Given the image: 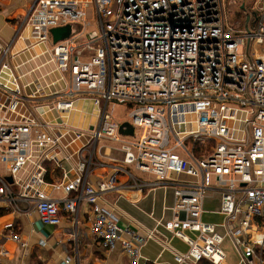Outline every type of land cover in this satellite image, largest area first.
<instances>
[{"label":"built area","instance_id":"2783aa9c","mask_svg":"<svg viewBox=\"0 0 264 264\" xmlns=\"http://www.w3.org/2000/svg\"><path fill=\"white\" fill-rule=\"evenodd\" d=\"M255 4L243 28L230 24L224 0H32L0 42V208L52 227L67 213L73 241L85 213L102 249L120 247L137 264L157 232L122 226L106 199L136 203L171 188V218L156 225L188 246L175 264H221L225 238L241 262L264 264V4ZM66 24L73 33L53 42L49 30ZM85 101L95 121L78 127L69 117ZM125 123L132 135L120 133ZM210 191L221 224L201 218ZM12 228L6 237L26 246Z\"/></svg>","mask_w":264,"mask_h":264},{"label":"crops","instance_id":"0c3cea01","mask_svg":"<svg viewBox=\"0 0 264 264\" xmlns=\"http://www.w3.org/2000/svg\"><path fill=\"white\" fill-rule=\"evenodd\" d=\"M31 1L0 0L1 43H6L13 36L17 23ZM20 45L21 43H18L15 49ZM28 54L32 55V52L26 55L20 54L15 58V64L21 63L28 57ZM88 107L90 104L87 101L76 104V109L69 117V122L78 127H86L89 123H93L95 118L86 115L89 111L86 109ZM100 154L105 158L120 156L117 149H100ZM166 189L168 191L165 192ZM169 189L147 190L136 203L116 194H110L106 199L107 204L114 206L115 214L122 226H129L138 233L150 230L157 232L156 238L146 241L140 248L137 264H175L174 253H184L187 250L188 246L182 240L173 237L164 227L156 225L157 220L171 218L169 207L172 205L173 192ZM219 206V193L217 191L207 192L203 200L202 220L221 224L223 216L218 212ZM8 212L0 208V249L7 252L6 255L0 254V264H61L65 256H72L75 253L79 258V264H130L128 257L120 247L106 251L98 245L89 233V223L85 213L79 217L77 237L73 241L69 230L71 221L67 213L63 214L60 225L51 226L50 230H47L46 225L39 222L35 213L15 215ZM10 225L13 226L12 230L26 243V246L21 247L17 242L6 237V229ZM220 232L223 233L221 228ZM234 250L238 255L237 264H244L235 248ZM221 264H236V262L228 260L225 254V259Z\"/></svg>","mask_w":264,"mask_h":264},{"label":"rangeland","instance_id":"374dc122","mask_svg":"<svg viewBox=\"0 0 264 264\" xmlns=\"http://www.w3.org/2000/svg\"><path fill=\"white\" fill-rule=\"evenodd\" d=\"M253 2H255L256 4L253 6L252 10L256 11V7L262 6L264 4V0H224V8L226 11V15L228 18V21L230 22V24L232 25L233 23L235 24L236 21H238V24L242 25V27L244 28V23H245V16H244V8L247 6V8L251 9ZM91 6L92 3H89V9L87 10L88 13V19H91ZM112 9L116 10V6L112 5ZM26 14V11L23 12L22 17ZM65 26H69L70 27V32L69 35L71 34L72 31V26L70 24H66L64 26L61 27H65ZM61 27H57V28H61ZM89 29H93V30H98V25L96 20H90V26L88 27ZM54 28H51L49 30V32L51 33V30ZM68 35V36H69ZM42 60V58L39 59H35V60H30L26 63V67L28 68H35V66ZM45 68V67H44ZM112 108V114L118 118V119H125L127 117V109L123 106V105H114L113 107H111V105L109 106V109ZM90 110V107L86 108ZM121 134H126V135H132L134 130L133 128L129 125V124H124L120 127L119 129ZM102 143V141L98 142V146H100ZM130 170L134 172L133 168L130 167ZM3 171V166L0 165V172ZM146 179H148V177H145ZM6 181H10L9 177L5 178ZM171 189V188H170ZM169 191L172 192V189ZM147 191V190H146ZM144 191V193L146 192ZM168 191L167 189L165 190V192ZM9 213V212H8ZM47 230H50L51 226L46 225L45 226ZM222 249L225 252V254L228 257V260H232L234 262L238 261V255L235 252L232 244L230 243V240L228 238H226V240L224 241L223 245H222ZM184 252V251H182Z\"/></svg>","mask_w":264,"mask_h":264},{"label":"water","instance_id":"95a60500","mask_svg":"<svg viewBox=\"0 0 264 264\" xmlns=\"http://www.w3.org/2000/svg\"><path fill=\"white\" fill-rule=\"evenodd\" d=\"M70 32V27L69 26H65V27H61V28H54L51 30V35L53 38V42H56L58 40H62L66 37H68ZM94 36V33H89L87 35L88 38H91Z\"/></svg>","mask_w":264,"mask_h":264},{"label":"trees","instance_id":"16d2710c","mask_svg":"<svg viewBox=\"0 0 264 264\" xmlns=\"http://www.w3.org/2000/svg\"><path fill=\"white\" fill-rule=\"evenodd\" d=\"M59 176H60V172H58L57 170L54 174V177L59 178ZM261 258L264 261V248L262 249V252H261ZM197 264H211V263L206 260H200Z\"/></svg>","mask_w":264,"mask_h":264}]
</instances>
